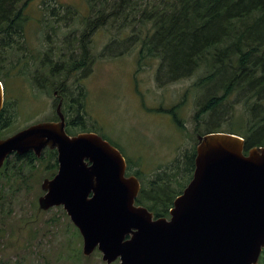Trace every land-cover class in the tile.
Segmentation results:
<instances>
[{
	"label": "rangeland",
	"instance_id": "obj_1",
	"mask_svg": "<svg viewBox=\"0 0 264 264\" xmlns=\"http://www.w3.org/2000/svg\"><path fill=\"white\" fill-rule=\"evenodd\" d=\"M60 5L73 9V16L67 17L65 8L56 14ZM50 7L56 10L53 12ZM24 11L26 40L8 49L0 60L4 100L13 106L9 121L0 126V138L54 117L56 104L48 85L51 78L42 73L45 67H41L40 60L48 43L56 47L55 51L52 48L54 53L49 52L48 60L61 62L67 58L78 45L75 38L80 36V17L88 14L82 0H29ZM40 19L44 21L39 23ZM50 23L57 27L50 28ZM75 28L78 31L73 34ZM114 35V29L108 27L90 35L93 60L80 68V89L84 93L80 96V120L86 129L111 141L126 161L134 162L133 169L139 168L143 174L141 182L192 146L195 127L203 131L208 122L214 128L219 123L220 130L226 132L241 134L245 130L250 116L246 91L231 94L223 103L225 108H220L222 114L219 109L218 116L207 112L200 115V124H196L193 115L206 94L196 82L205 76L207 68L202 66L187 77L158 81V59L146 60L139 66L138 46L129 50L123 45L106 48ZM61 45L69 48L58 53L59 57L56 52ZM72 76L68 75L65 83L69 84ZM46 87L50 92L45 91ZM261 102L264 103V96ZM42 154L47 160L48 153ZM16 164H20V169L12 173L9 183L3 184L6 179L0 177V184L4 185L0 202V264H107L98 250L89 256L83 254L82 237L61 206L38 209V197L44 193L41 184L53 173L52 169L41 168L36 160L32 166L25 162ZM126 173L130 175L131 169H126ZM110 264H118V260Z\"/></svg>",
	"mask_w": 264,
	"mask_h": 264
},
{
	"label": "water",
	"instance_id": "obj_2",
	"mask_svg": "<svg viewBox=\"0 0 264 264\" xmlns=\"http://www.w3.org/2000/svg\"><path fill=\"white\" fill-rule=\"evenodd\" d=\"M4 90L0 81V111ZM57 121H40L0 138L7 157L56 149L58 169L44 178L38 209L62 206L82 237L110 264H258L264 248V146L244 151L231 132L197 135L191 179L169 217L135 203L140 182L126 175L122 153L96 132L67 134L61 102Z\"/></svg>",
	"mask_w": 264,
	"mask_h": 264
},
{
	"label": "trees",
	"instance_id": "obj_3",
	"mask_svg": "<svg viewBox=\"0 0 264 264\" xmlns=\"http://www.w3.org/2000/svg\"><path fill=\"white\" fill-rule=\"evenodd\" d=\"M28 1L0 0V60L8 49L26 40L24 22L27 16L24 10ZM82 1L87 6L88 14L84 18L80 17L82 22L79 36L80 55L70 51L69 56L59 62L63 63V66L59 63L53 66L50 70L53 84L65 82L71 74V67L79 60L80 68L91 63L93 55L90 35L102 27L112 28L115 35L106 48L123 45L129 50L138 46L139 66L146 60L158 59V81L161 78L187 77L202 66L207 68L205 76L196 82V86L206 92L205 99L199 103L200 107L193 115L196 124L205 111L210 112L212 116L213 114L218 116L219 109L222 114L220 108H225L223 103L231 94L240 90L246 91L248 94L245 102L250 116L247 127L241 131L243 135L236 134L244 138L245 152L252 146H264V103L261 102L264 96V0ZM62 8L67 9L65 14L67 17L75 13L73 9L64 5H60L59 10H56V7H50V10L53 12L56 10L58 14ZM43 21L40 19L39 23ZM54 26L50 23V28H55ZM75 30L78 31L75 28L73 34ZM76 40L78 41L77 38ZM50 53L45 51L44 57L40 60L44 67H47ZM42 73L44 74L45 70L42 69ZM45 91L50 92V88L46 87ZM81 91L82 88L80 89L82 97L84 93ZM59 92L62 95L71 94L69 88L65 86H62ZM219 92L221 94H218ZM81 97L80 119L83 117ZM11 106L8 103L4 104L0 113V126L9 121ZM207 123V128L203 131L194 128L197 135L226 132L220 130L219 123L215 128L209 127ZM80 127L84 129L83 132L88 130L81 120ZM193 142L191 147L182 150L169 165L155 172L147 181L141 182L143 174L139 168L134 170L132 166L134 162L126 161V169L130 168V174H134L141 183L135 203L145 206L154 217L169 216L174 198L191 179L196 137L193 138ZM110 143L113 144L111 141ZM44 153H48L47 160L43 154L40 158L31 151L21 156L13 154L12 157H7L0 168V177L6 179L3 184L9 183L12 173L20 169L17 162H25L32 166L36 160L47 168L50 153L47 151ZM3 184H0V202L4 198ZM260 263L264 264V250Z\"/></svg>",
	"mask_w": 264,
	"mask_h": 264
},
{
	"label": "flooded vegetation",
	"instance_id": "obj_4",
	"mask_svg": "<svg viewBox=\"0 0 264 264\" xmlns=\"http://www.w3.org/2000/svg\"><path fill=\"white\" fill-rule=\"evenodd\" d=\"M54 27H57V26L55 25ZM76 38L78 39V41H77L78 45H77L76 49H74L72 52L74 54L80 55V53H78V52H80V37H76ZM62 44H65V43H62ZM68 44H72V42L68 40ZM52 48H53V50L56 49V47H53L52 45L50 46V43H48L47 51L54 53L52 51ZM68 48H69L68 45H61V46L57 47V50L59 51V52H56L57 55H58V53L59 54L64 53ZM59 62H60V59H56L55 62H52L51 59H49L47 61V67H45L46 71L44 74H46L48 77L51 78L52 73L50 72V70H52L53 66H56ZM62 64L63 63H59L60 66H62ZM41 67H44V66H41ZM70 71H71L70 73L73 75L72 76L73 79L71 80V82H69V84L67 82L66 83L65 82H59L60 84H58V85L57 84H51L52 83V79H51V83H49L48 85L49 86L51 85V89L53 91L56 106L59 102H61V110H62V113L64 115L65 130H66L67 134L74 136V135L80 133V60L71 67ZM0 81H1V79H0ZM64 83H65V85H63ZM2 86H3V84H2ZM59 86H60V88H59ZM62 86L69 88V90L71 91V94H66V95L60 94L59 91L62 90ZM3 90H4V86H3ZM4 104H5V100H4V95H3V106H4ZM3 106H2V109H3ZM0 113H1V111H0ZM205 113H207V111H205L203 114H205ZM47 120L48 121H57L58 120V116L56 114V109H55L54 117L47 119ZM75 128L77 129L76 131H74ZM86 131H91V130H86ZM101 136H102V138L106 139L103 135H101ZM195 136H197V132H195ZM44 151H47L50 153L49 162L46 166L51 168L53 171V173H51L50 177H45V178H52L58 169L57 151H56V149H49V148H46L45 150H43V152ZM40 158H42V156H40ZM263 250H264V248L262 249L261 254L259 256V260H258L259 263L261 261V256H262Z\"/></svg>",
	"mask_w": 264,
	"mask_h": 264
}]
</instances>
